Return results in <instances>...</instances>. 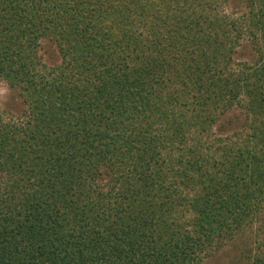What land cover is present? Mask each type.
<instances>
[{
	"label": "trees",
	"instance_id": "trees-1",
	"mask_svg": "<svg viewBox=\"0 0 264 264\" xmlns=\"http://www.w3.org/2000/svg\"><path fill=\"white\" fill-rule=\"evenodd\" d=\"M241 1L0 0L24 105L0 111V264H264V0Z\"/></svg>",
	"mask_w": 264,
	"mask_h": 264
},
{
	"label": "rangeland",
	"instance_id": "rangeland-1",
	"mask_svg": "<svg viewBox=\"0 0 264 264\" xmlns=\"http://www.w3.org/2000/svg\"><path fill=\"white\" fill-rule=\"evenodd\" d=\"M220 7L227 13H234L233 16L239 17L244 12V7L241 0H221ZM249 43L246 39L241 41V44L236 48L233 57L236 62L245 60L251 61L253 57ZM38 55L41 61L47 66H52L58 63L59 54L55 44L49 39H42L38 46ZM21 97L17 90L8 86V84L0 80V111L5 120H18L23 109ZM244 113L241 108L234 107L225 113L214 125L213 130L215 136H232L234 131H241L244 125ZM1 175V174H0ZM264 230V228L262 229ZM247 241L253 243L258 238H262V231L255 227L248 230L246 233ZM239 242V241H238ZM237 242V243H238ZM238 258L237 251L232 247H224L218 251L215 256L211 257L208 264H235Z\"/></svg>",
	"mask_w": 264,
	"mask_h": 264
}]
</instances>
